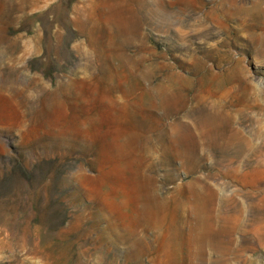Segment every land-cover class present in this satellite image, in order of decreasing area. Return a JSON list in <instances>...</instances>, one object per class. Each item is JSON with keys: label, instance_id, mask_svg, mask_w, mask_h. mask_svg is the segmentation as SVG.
<instances>
[{"label": "rangeland", "instance_id": "rangeland-1", "mask_svg": "<svg viewBox=\"0 0 264 264\" xmlns=\"http://www.w3.org/2000/svg\"><path fill=\"white\" fill-rule=\"evenodd\" d=\"M0 264H264V0H0Z\"/></svg>", "mask_w": 264, "mask_h": 264}, {"label": "bare ground", "instance_id": "bare-ground-1", "mask_svg": "<svg viewBox=\"0 0 264 264\" xmlns=\"http://www.w3.org/2000/svg\"><path fill=\"white\" fill-rule=\"evenodd\" d=\"M218 261H220V260H218ZM224 262H225V260H224ZM228 263V262H227Z\"/></svg>", "mask_w": 264, "mask_h": 264}]
</instances>
